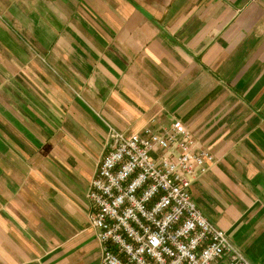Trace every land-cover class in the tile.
I'll list each match as a JSON object with an SVG mask.
<instances>
[{
  "label": "crops",
  "instance_id": "0c3cea01",
  "mask_svg": "<svg viewBox=\"0 0 264 264\" xmlns=\"http://www.w3.org/2000/svg\"><path fill=\"white\" fill-rule=\"evenodd\" d=\"M179 120L205 217L264 264V0H0V264H100L110 126Z\"/></svg>",
  "mask_w": 264,
  "mask_h": 264
},
{
  "label": "built area",
  "instance_id": "2783aa9c",
  "mask_svg": "<svg viewBox=\"0 0 264 264\" xmlns=\"http://www.w3.org/2000/svg\"><path fill=\"white\" fill-rule=\"evenodd\" d=\"M105 139L86 193L100 264H254L191 196L212 156L181 121Z\"/></svg>",
  "mask_w": 264,
  "mask_h": 264
}]
</instances>
